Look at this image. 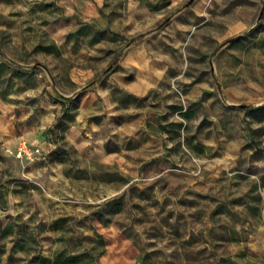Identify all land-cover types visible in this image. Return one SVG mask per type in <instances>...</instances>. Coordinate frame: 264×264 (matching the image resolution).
Here are the masks:
<instances>
[{
    "label": "rangeland",
    "instance_id": "374dc122",
    "mask_svg": "<svg viewBox=\"0 0 264 264\" xmlns=\"http://www.w3.org/2000/svg\"><path fill=\"white\" fill-rule=\"evenodd\" d=\"M0 264H264V0H0Z\"/></svg>",
    "mask_w": 264,
    "mask_h": 264
},
{
    "label": "built area",
    "instance_id": "2783aa9c",
    "mask_svg": "<svg viewBox=\"0 0 264 264\" xmlns=\"http://www.w3.org/2000/svg\"><path fill=\"white\" fill-rule=\"evenodd\" d=\"M38 151L32 148L27 142H21L20 145L18 146L16 150V155L18 157H26L28 159H33L34 158V153Z\"/></svg>",
    "mask_w": 264,
    "mask_h": 264
}]
</instances>
